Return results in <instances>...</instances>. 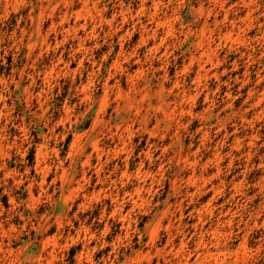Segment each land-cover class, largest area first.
<instances>
[{
	"label": "rangeland",
	"instance_id": "rangeland-1",
	"mask_svg": "<svg viewBox=\"0 0 264 264\" xmlns=\"http://www.w3.org/2000/svg\"><path fill=\"white\" fill-rule=\"evenodd\" d=\"M0 264H264V0H0Z\"/></svg>",
	"mask_w": 264,
	"mask_h": 264
}]
</instances>
